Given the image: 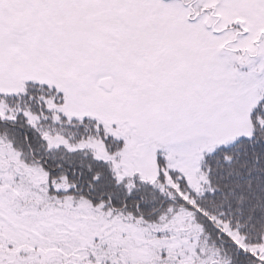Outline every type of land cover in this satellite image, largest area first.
<instances>
[{
	"label": "snow or ice",
	"instance_id": "1",
	"mask_svg": "<svg viewBox=\"0 0 264 264\" xmlns=\"http://www.w3.org/2000/svg\"><path fill=\"white\" fill-rule=\"evenodd\" d=\"M0 264H264V0H0Z\"/></svg>",
	"mask_w": 264,
	"mask_h": 264
}]
</instances>
